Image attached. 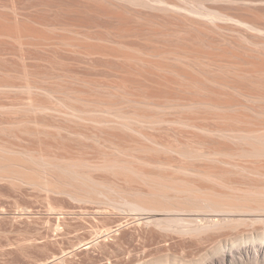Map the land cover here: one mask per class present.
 I'll return each mask as SVG.
<instances>
[{
	"label": "bare ground",
	"instance_id": "obj_1",
	"mask_svg": "<svg viewBox=\"0 0 264 264\" xmlns=\"http://www.w3.org/2000/svg\"><path fill=\"white\" fill-rule=\"evenodd\" d=\"M189 1L80 0L90 12L109 23L103 35L85 32L89 26L81 21L63 24L72 32L70 36L46 37L22 25L0 26V35L22 44L51 40L70 46L80 54L105 60L119 82L171 88L179 95L176 101L157 103L150 93L131 97L127 89L123 90L124 104L118 105L112 98L113 89L102 97H94L77 92L63 94L31 84L26 85L28 109L54 112L66 123L88 121L98 131L93 133L96 142H111L122 153L131 150V146L116 142L119 132L124 136L131 132L142 134L138 127L162 122L199 127L210 135L213 146H203L206 139H195L196 146L191 151L164 147L148 135L151 146L139 144L132 150L152 153L168 149L178 156L194 155L214 163L139 157L143 164L153 163L159 169L151 171L135 165L133 156L109 155L87 164L0 143V180L13 185L29 184L74 200L93 201L114 207L116 212L119 209L120 213L123 207L140 212V217L133 218V231L114 240L120 248L123 246L121 254L127 261L138 256L132 264H264V183L248 176L262 175L264 167V127L253 121L264 117V51L251 47H258L259 42L245 33L239 32L235 41L224 37L218 23L231 18L225 10ZM240 21L262 29L253 19ZM39 89L50 94V101L38 97ZM178 105L186 110L204 109L216 123L199 125L191 116L166 111ZM146 108H158L162 114L155 116ZM224 167H233L237 175L222 172ZM104 217L107 219V215ZM59 220L40 230L34 239L62 238L71 225ZM124 221L112 225L111 220V225L104 223L101 230L98 226L92 230L93 235L76 236V241L51 251L38 264H65L67 258L75 256L77 248H93L98 237L105 239L119 232ZM231 230L235 231L230 233ZM132 240L138 250L131 248ZM175 245L180 248L179 253L171 251ZM190 255L195 257L194 263L179 259Z\"/></svg>",
	"mask_w": 264,
	"mask_h": 264
},
{
	"label": "rangeland",
	"instance_id": "obj_2",
	"mask_svg": "<svg viewBox=\"0 0 264 264\" xmlns=\"http://www.w3.org/2000/svg\"><path fill=\"white\" fill-rule=\"evenodd\" d=\"M79 1L0 0V26L16 28L22 25L33 32H40L46 37H59L72 34L63 24L81 21L89 26L84 29L85 32L103 35V29L109 23L99 15L90 12ZM185 1L190 3L189 0H182V2ZM197 1L208 7L223 9L231 15L228 20L218 23L225 33L224 37L235 41L239 32L245 33L259 42L258 47H251L264 51V0ZM242 18L255 20L262 29L249 27L248 24L240 21ZM34 41L30 40L28 43L22 44L10 36L0 35V143L2 145L5 144L6 147L20 151L27 150L65 161H79L87 164L100 160L104 156L122 154L127 158L133 156L131 159L134 160L135 165L151 171H159V169L153 163L143 164L141 162V158L147 155V157L169 158L193 164L214 163L211 160H199L194 155L178 156L175 151H168V149L152 153L132 150V147L139 144L151 146L152 142L149 141L148 135L150 137L153 135L164 147H182L191 151V149L194 150L192 147L196 146V143H193L195 139H206L203 146H213L214 143L210 135L199 127L188 126L181 122H162L138 127L139 132L143 135L131 132L124 136V133L119 132L120 134L114 138L116 142L121 141L122 143L119 142L122 144L121 146H131V150L122 153L116 151L114 144L110 145L111 142L109 144L108 142L102 144L103 141L96 142L97 139L93 137V133L98 131L94 124L88 121H83L80 124L66 123L61 115L54 112H38L28 109L26 103L29 93L26 85L31 84L52 88L63 94L77 92L90 94L94 97H102L108 93V90L113 89L111 91H114L115 96L112 98L118 105L124 104L123 90L127 89L131 91V97L150 93L157 103L166 101L169 103L179 99L178 93L171 88L161 87L158 89L149 84L119 82L116 80V76L112 72L110 73L106 66L107 62L97 56L80 54L70 46L59 43L58 45L51 40V43L43 40L44 42L41 41L42 43L38 42V44L33 43ZM38 97L44 101H50V94L44 90H38ZM132 106V109L135 108ZM159 108L163 109V107ZM143 110L145 109L143 108ZM146 110L155 116L162 114L158 108H146ZM166 111L182 116H191L196 119L199 125L211 126L216 123L204 109L186 110L178 105L166 109ZM253 121L264 127V117ZM58 124L61 127H58ZM243 163L251 164L248 161ZM261 170L262 175L248 174V176L252 180L264 183V167H261ZM222 172H227L232 177L237 175L233 167H224ZM99 174L110 177V174L106 172H99ZM99 205L93 201L74 200L61 193L39 190L29 184L13 185L6 180H0V264H38L47 258L51 251H58L62 246L69 245L70 242L76 241L81 236L93 235L94 230L96 231L98 227V230H101L102 225L104 223L109 225L111 220L112 225L116 221L125 220L122 226L124 228L121 227L119 232L114 233L115 235L111 233L112 236L105 237L106 240L98 237L96 242L99 241L100 244L97 242L93 248L84 246L77 248L75 256L67 258L68 261L66 260L65 264H132L137 261V255H134L131 262L127 261L121 254L123 246L120 248L114 240L118 236L128 234L130 229H132L131 232L133 231V218L139 216L140 212L135 213L131 209L127 210L128 207H120V210L122 208L121 212L124 213L122 214L118 208L116 212L114 207ZM106 207L112 212L111 210L109 212ZM97 212L100 213L97 214ZM104 215H107V219ZM56 218L71 225L62 238L56 239L57 241L52 237L49 240L34 239L44 227L55 224L58 221ZM74 227L77 229L76 231H73ZM153 229L158 232L157 229ZM234 231L231 230L230 233ZM134 241H131V248L138 250L136 241ZM171 251L179 253L180 248L175 245ZM179 259L183 263L195 262V257H191V255L185 259ZM50 264L63 263L53 261Z\"/></svg>",
	"mask_w": 264,
	"mask_h": 264
}]
</instances>
